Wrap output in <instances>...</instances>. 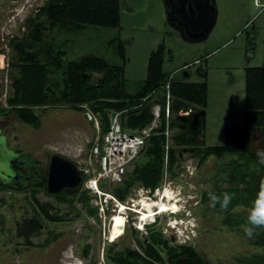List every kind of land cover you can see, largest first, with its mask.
<instances>
[{
  "label": "rangeland",
  "instance_id": "1",
  "mask_svg": "<svg viewBox=\"0 0 264 264\" xmlns=\"http://www.w3.org/2000/svg\"><path fill=\"white\" fill-rule=\"evenodd\" d=\"M49 1L0 0V109L11 108L8 99L14 95L22 62L14 43L27 37L32 20L46 27L43 45L37 49L39 60L49 62L48 48L55 57L64 52L58 57L62 67L49 63L48 86L53 95L48 106L35 109L42 121L40 128L11 112L0 115L1 171L8 170L10 160L19 153L38 163L41 177L19 185L11 178L5 180L0 171V264H116L113 257L120 251L133 249L143 254L140 243H147L152 230L160 231L170 246L195 248L209 264H249L247 257L264 255V246L252 244L244 234L247 220L228 225V209L213 208L210 199H205L210 192L229 189L247 196V183L231 176L233 161L241 160L237 154H215L201 163V156L188 149L172 167L168 165V178L162 177L160 190L135 183L120 202L121 208L111 195L115 196L116 189L126 190V180L133 179L137 164L147 163L149 157L141 155L122 182L103 180L100 185L107 196L81 186L60 198L48 192L47 183L40 184L47 178L54 153L72 159L79 168L88 166L95 123L88 116L91 110L69 108L61 99L66 68L86 55L121 65L116 39L125 45L126 89L132 95L143 90L150 54L162 43L168 49L164 62L168 76L179 70L175 78L180 80L189 71V80L200 82L203 77L198 70H207L206 146L224 145L228 125L246 124L247 68L264 67V9L257 7L255 0H211L217 13L215 21L204 35L194 38L171 20V0H121V29L96 25L50 28L45 16L38 17ZM185 65L190 66L182 70ZM99 77L96 73L94 79ZM177 131L170 130V143ZM262 151L263 136L258 133L254 153L258 156ZM262 165L254 163L252 169L261 172ZM167 187L178 197L180 211L161 213L142 225L138 212L143 194L158 201L159 192ZM103 201L109 204L106 212L99 206ZM43 205L52 206L51 211L61 220H50ZM123 205L129 209L122 211ZM250 209L240 204L230 213L247 217ZM160 251L170 264L167 249ZM181 263L187 264L185 260Z\"/></svg>",
  "mask_w": 264,
  "mask_h": 264
},
{
  "label": "trees",
  "instance_id": "2",
  "mask_svg": "<svg viewBox=\"0 0 264 264\" xmlns=\"http://www.w3.org/2000/svg\"><path fill=\"white\" fill-rule=\"evenodd\" d=\"M42 16L46 17L50 28L58 26L82 29L85 25H96L121 29V0H50L41 8L38 17ZM29 28L30 32L27 37L14 43L15 48L22 55V62L19 64L21 75L14 82V95L8 99L11 108L0 109V115L4 112H11L24 122L40 128L42 121L35 113V109L50 104L53 89L48 86L49 65L62 67V62L58 57L64 52L58 53L55 57L48 48L50 60L41 62L37 49L43 45V34L46 27L42 22L32 20ZM114 41L118 42L119 55L123 63L121 65L111 64L102 57L92 55H86L78 61L70 62L66 68L65 88L61 99L67 102L69 108L80 111L88 109L97 113L104 122L107 121L106 116L110 112L127 109L128 111L123 114L126 126L131 130L144 128L154 120V114L151 100L142 105V99L159 89L167 81L169 76L164 70V62L168 49L162 43L151 52L143 90L139 94L132 95L126 89L125 65L128 58L125 45L122 40ZM198 72L203 77V81L175 79L172 83L170 130L177 129L178 131L173 136L169 150H166L167 136L165 134L166 101L162 95H159L157 100L162 103L160 125L154 130L155 134L149 138L148 145L142 153L149 157V160L145 164H137L133 171V179L126 180V190L116 189L114 195L120 201H124L126 193L135 183H140L152 191L161 187L166 154L169 157V165L172 167L178 160L179 154L188 149L201 156V163H204L211 155L233 153L239 155L241 160H245V162L233 161L234 168L231 176L236 181L247 183L245 188L247 196L236 195L230 189L219 191L216 195L222 198L224 193L234 194V199L228 207L225 223L231 226L241 224V220L245 222L247 217L230 213V209L240 204L251 207L260 189L261 179L264 177V166L254 153L258 133L263 136L264 141V67L247 68L246 124L245 126L228 125L226 142L221 146H206L205 109L208 105V71L199 69ZM96 73L100 74V77L95 80ZM254 163L262 165L263 171L253 170L252 164ZM46 183L47 178L40 181L41 185L45 186ZM2 184L5 185V181H2ZM67 193L68 190L55 194V196L63 198ZM205 199H209V195ZM217 207L220 208L219 204ZM42 209L50 220H61L60 216L51 211L52 206L43 205ZM249 240L254 245L264 246V228L254 229V235ZM146 242L145 244L140 243L143 254L138 250L127 249L118 252L113 257L114 261L116 264H166L160 251V248H166L167 261L170 264H182L181 260H185L187 264H209L191 246H170L158 230H152ZM247 262L264 264V255L255 254L247 257Z\"/></svg>",
  "mask_w": 264,
  "mask_h": 264
},
{
  "label": "built area",
  "instance_id": "3",
  "mask_svg": "<svg viewBox=\"0 0 264 264\" xmlns=\"http://www.w3.org/2000/svg\"><path fill=\"white\" fill-rule=\"evenodd\" d=\"M260 6L264 9V3L260 2ZM189 66L185 65L182 70H187ZM178 71L170 75L165 84L159 89L154 90L153 93L142 99V105L151 100L153 103L152 113L154 114V120L144 128L131 130L126 126L123 114L128 111L127 109L110 112L106 122L99 115L96 116L93 111H91L93 115L88 112L90 120L95 123L96 136L90 148L88 166L80 168L85 175L82 186L86 191L107 196V191L100 185L103 180L108 179L111 183H120L124 180L130 167L138 160L147 147L149 138L155 134L154 130L160 125L162 103L157 100L159 95H162V98L166 101L165 134L167 136L166 150H169L171 144L170 105L173 98L172 83L176 79L175 76ZM168 165L169 157L166 154L164 180L168 178ZM160 189L161 187L157 188L156 191ZM111 198L115 200L117 207L121 208L119 207L121 201L113 195H111ZM99 206L102 212H106L109 209L108 202L103 201Z\"/></svg>",
  "mask_w": 264,
  "mask_h": 264
},
{
  "label": "water",
  "instance_id": "4",
  "mask_svg": "<svg viewBox=\"0 0 264 264\" xmlns=\"http://www.w3.org/2000/svg\"><path fill=\"white\" fill-rule=\"evenodd\" d=\"M171 5V20L183 26L191 37L204 35L215 21L216 11L211 0H171ZM189 78L190 72L185 71L183 79ZM84 179L85 175L75 161L60 153L51 156L47 173V189L50 194H61L69 189L78 190Z\"/></svg>",
  "mask_w": 264,
  "mask_h": 264
},
{
  "label": "clouds",
  "instance_id": "5",
  "mask_svg": "<svg viewBox=\"0 0 264 264\" xmlns=\"http://www.w3.org/2000/svg\"><path fill=\"white\" fill-rule=\"evenodd\" d=\"M257 7L260 6V0H255ZM260 158V163H264V151L257 153ZM167 195L171 196L172 193L166 192ZM210 206L215 208L219 204L222 210H227L234 194L224 193L222 198L215 193H209ZM264 228V182L261 183L260 189L256 194L255 199L252 201V206L247 216L246 225L244 226L245 235L248 238H252L254 235V229Z\"/></svg>",
  "mask_w": 264,
  "mask_h": 264
},
{
  "label": "bare ground",
  "instance_id": "6",
  "mask_svg": "<svg viewBox=\"0 0 264 264\" xmlns=\"http://www.w3.org/2000/svg\"><path fill=\"white\" fill-rule=\"evenodd\" d=\"M166 192H170L172 193V195H166ZM174 193L168 187L165 188V190L162 189L159 192V196H161V198L158 201L152 200L150 197H147L143 194V199L139 201V203L141 204L140 206H142L138 212L142 215H140L141 217H139V222L142 225H145L148 222L152 221L156 217V215H159L161 213L164 214L166 212H173L174 210L172 209H175V211H180L181 207L178 203L179 199L178 197L176 198L174 196ZM125 205H123L122 211L124 209H129ZM155 206H157L158 208H155ZM116 221H120V217Z\"/></svg>",
  "mask_w": 264,
  "mask_h": 264
},
{
  "label": "flooded vegetation",
  "instance_id": "7",
  "mask_svg": "<svg viewBox=\"0 0 264 264\" xmlns=\"http://www.w3.org/2000/svg\"><path fill=\"white\" fill-rule=\"evenodd\" d=\"M39 172V165L36 164V161L19 153H15L13 160H10L8 170L1 171L5 180L11 178L12 181L19 185L23 184V182H30L33 179L41 178ZM16 177L17 179H15Z\"/></svg>",
  "mask_w": 264,
  "mask_h": 264
},
{
  "label": "crops",
  "instance_id": "8",
  "mask_svg": "<svg viewBox=\"0 0 264 264\" xmlns=\"http://www.w3.org/2000/svg\"><path fill=\"white\" fill-rule=\"evenodd\" d=\"M216 15H217V13H216ZM190 79V78H189Z\"/></svg>",
  "mask_w": 264,
  "mask_h": 264
},
{
  "label": "snow or ice",
  "instance_id": "9",
  "mask_svg": "<svg viewBox=\"0 0 264 264\" xmlns=\"http://www.w3.org/2000/svg\"><path fill=\"white\" fill-rule=\"evenodd\" d=\"M166 195H167V193H166Z\"/></svg>",
  "mask_w": 264,
  "mask_h": 264
}]
</instances>
